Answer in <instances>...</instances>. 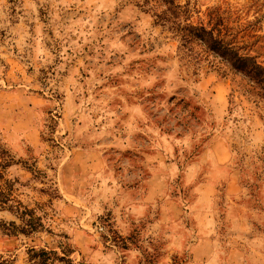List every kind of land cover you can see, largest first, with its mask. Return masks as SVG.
Here are the masks:
<instances>
[{"label":"rangeland","instance_id":"374dc122","mask_svg":"<svg viewBox=\"0 0 264 264\" xmlns=\"http://www.w3.org/2000/svg\"><path fill=\"white\" fill-rule=\"evenodd\" d=\"M235 57L264 68V0H0V264H264Z\"/></svg>","mask_w":264,"mask_h":264},{"label":"trees","instance_id":"16d2710c","mask_svg":"<svg viewBox=\"0 0 264 264\" xmlns=\"http://www.w3.org/2000/svg\"><path fill=\"white\" fill-rule=\"evenodd\" d=\"M166 4L172 3V0H163ZM233 64L240 70L246 71L248 76L252 78L255 81L262 82L264 80V68L260 65H258L256 62L251 61L249 59H242L235 57L233 60ZM29 215L31 219L26 221V227L25 229H22V232L25 233H32L33 231H36L38 228V223L32 218L30 214H28L27 211L22 212L21 216H27ZM50 253L42 251L40 254L35 253V256L40 257V261L38 264H49L50 261ZM64 261V259H60Z\"/></svg>","mask_w":264,"mask_h":264}]
</instances>
